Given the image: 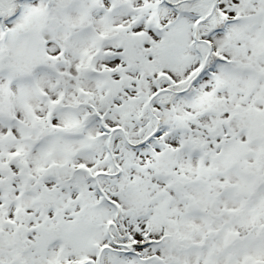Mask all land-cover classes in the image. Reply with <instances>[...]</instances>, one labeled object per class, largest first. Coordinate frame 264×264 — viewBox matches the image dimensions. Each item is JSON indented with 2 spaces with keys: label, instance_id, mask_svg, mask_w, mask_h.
Wrapping results in <instances>:
<instances>
[{
  "label": "snow or ice",
  "instance_id": "snow-or-ice-1",
  "mask_svg": "<svg viewBox=\"0 0 264 264\" xmlns=\"http://www.w3.org/2000/svg\"><path fill=\"white\" fill-rule=\"evenodd\" d=\"M0 264H264V0H0Z\"/></svg>",
  "mask_w": 264,
  "mask_h": 264
}]
</instances>
